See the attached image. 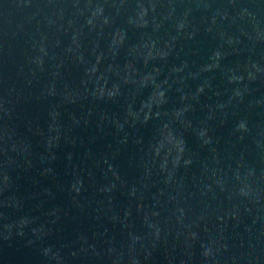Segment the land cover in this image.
Listing matches in <instances>:
<instances>
[{"label":"water","instance_id":"1","mask_svg":"<svg viewBox=\"0 0 264 264\" xmlns=\"http://www.w3.org/2000/svg\"><path fill=\"white\" fill-rule=\"evenodd\" d=\"M0 264H264V0H0Z\"/></svg>","mask_w":264,"mask_h":264}]
</instances>
